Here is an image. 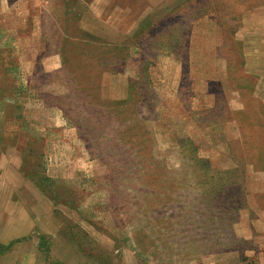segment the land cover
<instances>
[{
    "label": "rangeland",
    "instance_id": "rangeland-1",
    "mask_svg": "<svg viewBox=\"0 0 264 264\" xmlns=\"http://www.w3.org/2000/svg\"><path fill=\"white\" fill-rule=\"evenodd\" d=\"M0 264H264V0H0Z\"/></svg>",
    "mask_w": 264,
    "mask_h": 264
}]
</instances>
